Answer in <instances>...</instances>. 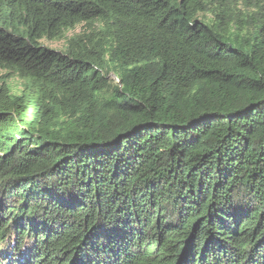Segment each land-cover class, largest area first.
<instances>
[{"label":"trees","instance_id":"trees-1","mask_svg":"<svg viewBox=\"0 0 264 264\" xmlns=\"http://www.w3.org/2000/svg\"><path fill=\"white\" fill-rule=\"evenodd\" d=\"M0 70V264H264V0H0Z\"/></svg>","mask_w":264,"mask_h":264},{"label":"rangeland","instance_id":"rangeland-1","mask_svg":"<svg viewBox=\"0 0 264 264\" xmlns=\"http://www.w3.org/2000/svg\"><path fill=\"white\" fill-rule=\"evenodd\" d=\"M79 28H77L75 31H78ZM73 32H70V34H72ZM39 44L44 45L46 47L49 48H54V49H58L61 51H65V42L64 41H48L46 39H41L38 41ZM2 70H0V75H2ZM7 82L11 85V87L13 88V90L15 92H18L20 90V78L13 76L7 79Z\"/></svg>","mask_w":264,"mask_h":264}]
</instances>
